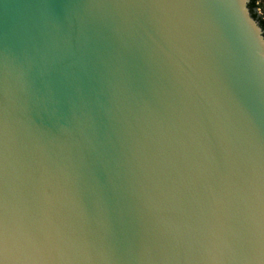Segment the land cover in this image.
<instances>
[{
    "label": "water",
    "instance_id": "1",
    "mask_svg": "<svg viewBox=\"0 0 264 264\" xmlns=\"http://www.w3.org/2000/svg\"><path fill=\"white\" fill-rule=\"evenodd\" d=\"M250 2L241 11L238 0H198L192 14L201 88L228 117L226 142L209 114L189 115L168 93L150 28L117 32L97 19L114 10H94L90 0H0V86L7 73L18 131L31 120L52 136L72 128L96 142L92 176L107 203L97 209L91 190L85 203L97 246L107 221L130 249L183 235L197 241L194 264H264V43L248 23L259 22ZM18 167L9 226L40 235L45 193L53 190L26 160ZM144 183L155 203L141 196ZM218 237L231 251L218 250ZM8 264L56 261L41 251L10 255Z\"/></svg>",
    "mask_w": 264,
    "mask_h": 264
},
{
    "label": "snow or ice",
    "instance_id": "2",
    "mask_svg": "<svg viewBox=\"0 0 264 264\" xmlns=\"http://www.w3.org/2000/svg\"><path fill=\"white\" fill-rule=\"evenodd\" d=\"M238 3L242 11L243 0ZM198 6V0H90L88 5L94 10H114L116 15L97 19L112 21L117 32L123 28L132 36L140 28H150L152 52L168 77V93L183 103L189 115L201 111L209 114L219 135L230 142L228 117L211 92L201 88L202 70L191 31L192 14ZM14 103L5 73L0 86V264H8L10 255L28 257L41 251L52 255L56 264H194L191 257L197 241L183 235L160 246L148 241L130 249L121 232L105 221L104 241L97 246L92 228L96 218L86 206L85 193L91 190L95 195L97 209L107 203V198L92 176L90 156L98 151L94 138L83 130L77 134L72 128L52 136L31 120L20 133L13 116ZM22 160L39 173L41 184L50 185L53 190L50 195L45 193L37 229L40 235L9 226L10 181ZM141 196L155 203L148 183L142 184ZM261 201L259 245L264 253V188ZM218 241L219 251H231L230 241L223 237H218Z\"/></svg>",
    "mask_w": 264,
    "mask_h": 264
},
{
    "label": "clouds",
    "instance_id": "3",
    "mask_svg": "<svg viewBox=\"0 0 264 264\" xmlns=\"http://www.w3.org/2000/svg\"><path fill=\"white\" fill-rule=\"evenodd\" d=\"M243 3H246V0H243ZM261 17H264V13H261ZM248 23L253 28L254 32L259 34L261 42L264 43V30L260 29L259 22L249 20Z\"/></svg>",
    "mask_w": 264,
    "mask_h": 264
},
{
    "label": "rangeland",
    "instance_id": "4",
    "mask_svg": "<svg viewBox=\"0 0 264 264\" xmlns=\"http://www.w3.org/2000/svg\"><path fill=\"white\" fill-rule=\"evenodd\" d=\"M257 17L264 20V17H261V13H264V0H258L256 3V8L253 11Z\"/></svg>",
    "mask_w": 264,
    "mask_h": 264
},
{
    "label": "trees",
    "instance_id": "5",
    "mask_svg": "<svg viewBox=\"0 0 264 264\" xmlns=\"http://www.w3.org/2000/svg\"><path fill=\"white\" fill-rule=\"evenodd\" d=\"M257 1H258V0H251L249 7H250V10H251V12H252V16H253L254 18H256V19L260 22V25H261L262 29L264 30V20L261 19V18H259V17H257L256 14L253 12L254 9L256 8V3H257Z\"/></svg>",
    "mask_w": 264,
    "mask_h": 264
}]
</instances>
